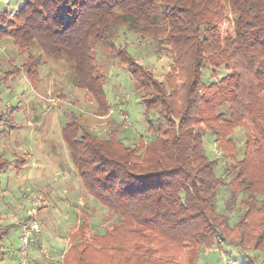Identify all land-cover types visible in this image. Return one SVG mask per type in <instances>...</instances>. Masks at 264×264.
Listing matches in <instances>:
<instances>
[{"label": "trees", "instance_id": "trees-1", "mask_svg": "<svg viewBox=\"0 0 264 264\" xmlns=\"http://www.w3.org/2000/svg\"><path fill=\"white\" fill-rule=\"evenodd\" d=\"M229 22L232 30L225 28ZM119 28L159 44L171 60L162 80L128 56L119 64L141 95L148 144H138L137 154L120 137L114 143L111 135L101 138L75 124L63 136L93 202L117 214L116 227H128L137 238L118 241L116 229L86 237L91 220L83 211L72 257L52 263L195 264L201 250L220 242L264 253V0H23L13 12L0 10V34L27 54L21 68L30 81H39L44 63L40 55L28 61L36 42L55 58L67 57L77 87L88 88L102 107L107 79L96 75L93 46L105 44L120 57ZM220 67L226 75L218 83L211 80L207 87L218 88L205 92L203 70L209 68L213 77ZM152 115L163 123L154 124ZM237 127L251 134L240 159L228 155L226 174L244 194L241 213L230 225L215 207L226 184L216 175V160L205 153L203 134L212 133L224 157ZM9 164L0 159V172ZM247 259L245 264L255 263L254 256Z\"/></svg>", "mask_w": 264, "mask_h": 264}, {"label": "rangeland", "instance_id": "rangeland-1", "mask_svg": "<svg viewBox=\"0 0 264 264\" xmlns=\"http://www.w3.org/2000/svg\"><path fill=\"white\" fill-rule=\"evenodd\" d=\"M22 3L23 0H0V10L13 12ZM225 28L232 30V22L226 23ZM115 37L120 57L111 53L105 44L93 46L96 75L107 79L104 87L106 98L102 96L105 107H102L88 88L77 87L72 62L67 57L55 58L42 51L36 42L29 48L33 56L28 61L40 55L44 63L38 67L39 81H30L25 68H21L27 54L15 47L7 35L0 34V74L11 71L6 80H0V158L9 161L23 158L20 168L12 161L0 172V212L15 216L0 225V264H53L59 259L62 262L63 257L64 261L70 259L73 255L71 245L79 226L74 225L78 223L74 219L77 209L79 215L83 211L90 214V231L86 232V237L96 232H115L116 229L114 235L118 241L128 239L133 242L137 238L127 231L130 230L128 227H116L120 223L117 214L92 202L69 156L63 136L64 128L69 129L75 124L94 131L101 138L111 135L114 143L120 137L137 150L139 145L148 144L141 95L135 90L127 68L119 64L128 56L147 68L153 77L162 80L171 60L159 44L132 30L119 28ZM120 50L123 53L120 54ZM210 74L209 68L202 72L203 81L207 84L204 90L208 93L218 88L217 84L207 87L211 80L218 83L226 71L220 67L213 77ZM150 120L154 124L162 122L153 115ZM250 132L245 127L235 128L231 134L233 140L226 144L224 157L216 150L212 133L205 131L203 134L205 153L210 160H216V175L226 184L216 196L215 207L228 216L230 225L235 224L241 213L240 201L244 194L233 188L232 179L226 174V168L232 163L228 155L232 152L236 159L242 157ZM30 210L36 211L37 228L29 235L26 255L22 256L19 252L21 231L15 222L19 218L26 219ZM1 215V218L5 216ZM7 224L14 226L7 230L9 227H3ZM132 242L124 245L130 247ZM197 251L198 248L193 258ZM248 256H254V264H264L263 252H247L220 242L201 250L195 264H224L225 259L245 264Z\"/></svg>", "mask_w": 264, "mask_h": 264}, {"label": "built area", "instance_id": "built-area-1", "mask_svg": "<svg viewBox=\"0 0 264 264\" xmlns=\"http://www.w3.org/2000/svg\"><path fill=\"white\" fill-rule=\"evenodd\" d=\"M35 212L32 211L30 216L26 219H22L19 222V228L21 231V246H20V254L22 256L26 255V250L29 245V235L37 228V222L35 220ZM224 264H237L235 260L232 259H225Z\"/></svg>", "mask_w": 264, "mask_h": 264}, {"label": "crops", "instance_id": "crops-1", "mask_svg": "<svg viewBox=\"0 0 264 264\" xmlns=\"http://www.w3.org/2000/svg\"><path fill=\"white\" fill-rule=\"evenodd\" d=\"M0 159H3V158H0ZM18 159H22V162H23V158L22 157H17V158H15V159H13V160H10L11 161V163H12V161H14L15 162V160H18ZM3 160H5V159H3ZM6 161H9V160H6ZM21 162V163H22ZM21 163H16V167L17 168H20V164ZM92 202H93V200H92ZM32 208H35V207H32ZM31 208V209H32ZM36 210V209H35ZM30 212H31V210L28 212V215L30 216ZM1 214H4L5 216L3 217V218H1L0 217V225H1V223H2V221H4V220H6V221H8L11 217H15V216H13L12 214H10L9 212H4V211H2V212H0V216H2ZM28 216V217H29ZM78 217H79V213H78V209H77V214H75V217H74V219L76 218V221L78 222ZM19 220V221H18ZM22 219H17L16 220V224H15V226H17L18 224H19V222L21 221ZM79 224V222L78 223H76V224H74L75 226H77ZM12 226H14L13 224H7V225H5V226H3V227H9V228H7V230H9ZM3 227H1V228H3ZM8 232V231H7ZM6 232V233H7ZM5 234V233H4ZM63 244H65V243H63ZM55 249V248H54Z\"/></svg>", "mask_w": 264, "mask_h": 264}]
</instances>
